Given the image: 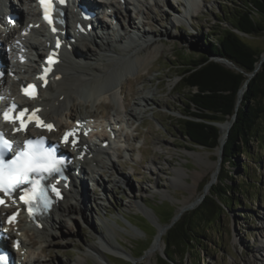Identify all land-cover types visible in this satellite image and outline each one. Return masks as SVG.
<instances>
[{
    "label": "rangeland",
    "instance_id": "1",
    "mask_svg": "<svg viewBox=\"0 0 264 264\" xmlns=\"http://www.w3.org/2000/svg\"><path fill=\"white\" fill-rule=\"evenodd\" d=\"M241 1L197 0L188 7L181 0H141L135 4L137 12L133 11L134 6L130 8L131 14L122 12L123 27L119 31L122 36L117 42L115 35L109 36L112 49L120 53L130 44L127 39L135 37L143 45V54L153 51V55L142 67L125 72L123 86L117 89V103L106 98L91 103L83 97L82 102L73 103L76 114L106 113L108 118L113 114L122 119L121 142L112 149L113 165L103 161L98 164V170L95 167L98 180L88 181L86 199L81 194L69 195L65 204L71 207H65L60 223L33 234L34 241L29 246L32 262L38 258L41 264H148L147 255L156 242L160 226H166L161 221L167 212L172 210L175 216L180 213V218L184 212L197 207L205 198L207 184L218 171L217 180L208 188L209 194L222 174L223 153L221 156L219 147L194 145L182 135L179 121L186 118L187 97L191 92L182 88L177 65L182 62L184 51L193 56L204 53L208 43L216 40L220 25H228L227 21L221 24L220 20H229ZM147 32L153 35L154 43L144 45L138 37H131L134 33L142 36ZM243 37L264 53V32ZM105 53H101L102 59L108 62ZM143 93L149 101L141 102ZM129 106L141 113L128 116L124 111ZM254 146L257 150L256 143ZM103 156L101 159L107 158ZM262 157L261 163L253 164L252 158L240 156L250 167L248 186L252 200L248 202V195L236 192L242 204L229 208L215 226L222 231L223 239H214L203 232L199 238L201 245L194 242L197 248L192 247L187 256L178 257L172 264H264ZM227 169L233 171L235 183L241 180V167L227 165ZM183 205L187 208L179 211ZM166 229L167 233L169 227ZM166 233L164 249L152 257L153 264H159L161 256L166 257L165 250L170 251L165 242ZM145 248L144 254L136 258Z\"/></svg>",
    "mask_w": 264,
    "mask_h": 264
},
{
    "label": "trees",
    "instance_id": "2",
    "mask_svg": "<svg viewBox=\"0 0 264 264\" xmlns=\"http://www.w3.org/2000/svg\"><path fill=\"white\" fill-rule=\"evenodd\" d=\"M237 5L229 20H220L221 24L227 21L228 25H220L216 40L208 43L207 50L197 56L184 51L182 62L177 65L182 88L191 92L187 97L186 118L179 121V129L189 142L215 149L220 146L222 136L217 123L231 120L236 112L237 118L223 147L222 174L218 182L197 207L184 212L169 227L165 242L170 251L165 250L166 257L158 258L159 264H172L178 257L187 256L192 247L197 248L193 246L194 242L201 245L199 238L203 232L214 239H223L222 231L215 226L229 208L242 204L241 198L235 196L236 192L248 195V202L252 200L248 186L250 167L240 156L252 158L253 164L263 160L264 61L250 79L241 104L237 106V103L239 91L248 78L246 73L253 72L261 58L262 50L249 44L243 36L264 32V0H242ZM224 60L233 62L234 66ZM227 165L241 167L245 178L241 174V180L235 183L233 171L227 169ZM166 215L161 221L165 225L171 223L175 212L169 210ZM146 249L135 257H141Z\"/></svg>",
    "mask_w": 264,
    "mask_h": 264
},
{
    "label": "bare ground",
    "instance_id": "3",
    "mask_svg": "<svg viewBox=\"0 0 264 264\" xmlns=\"http://www.w3.org/2000/svg\"><path fill=\"white\" fill-rule=\"evenodd\" d=\"M33 1L34 0H20V2L23 5H28V12H31L32 15H35V7L33 6ZM137 1V0H133ZM158 0H155L157 2ZM89 2V1H88ZM190 4L194 5L196 4L197 0H189L188 1ZM129 4V3H128ZM128 10V9H127ZM72 14L75 15L74 12H71ZM120 13L119 8L116 10V18H118V14ZM189 13V12H188ZM26 13H22V17H26ZM189 15V14H188ZM110 29L111 27L107 25ZM122 26L121 22H119V26L117 28L111 29V33L113 35L117 34V31L120 30V27ZM106 27V26H105ZM137 31L138 28L134 27ZM71 30L69 29V32ZM34 33L37 31L34 30ZM17 33V31H14V34ZM120 34V33H119ZM93 39L91 37L84 35L82 38L84 39V42H80L82 45L83 49H76L75 45L73 44V49L68 52V54L65 55V58L63 60V64L58 66L57 73L61 74L62 77L59 80H55L53 83L51 82V86L48 87L46 90H42L41 92V100H37V104H42L43 105V114L50 120L56 121L58 126L61 128L68 127L72 124H74L75 120H78L79 117H77L72 110V105L74 102L80 101V98H85L86 101H91L96 102L102 98H106L105 100L109 101H115L117 100V89L122 88V77L125 74V72H129L131 70L138 69L142 67L143 65L146 64V61L152 57L153 51H147L145 54H143L145 51L143 48V45H139V40H137L134 36L132 40L127 39L128 48H122V51L118 53V51H115L112 49V44L110 43L111 40H108L105 36H101L100 34H94ZM118 35V34H117ZM116 35V37H117ZM145 35V36H144ZM122 35H119L115 41L119 40ZM144 36V37H143ZM153 35L145 33L142 36H140L138 33H136V37L140 39L142 44L144 45H149L151 43L155 42V39L152 38ZM89 37V38H88ZM146 37V38H145ZM126 39V38H124ZM136 39V40H134ZM116 41V42H117ZM133 41V43H132ZM23 42L25 44V47H33L35 42L31 40V37L23 38ZM138 42V44H135ZM124 43V41H123ZM5 44H10V38H5ZM120 44V43H119ZM135 44V45H134ZM22 46L16 45L15 49H21ZM36 47V46H35ZM95 47L99 49V51L106 52V58L108 57V62L103 61L102 55L99 51L97 52L95 50ZM123 47V46H122ZM97 49V50H98ZM124 52L123 54H121ZM110 53V55H108ZM113 53V54H112ZM104 54V55H105ZM119 55L120 57H116V55ZM115 55V56H114ZM105 57V56H103ZM20 59V57H19ZM224 63L228 64L229 66H234L233 62L224 60ZM14 68H21V65H14ZM114 71L116 75L114 76ZM22 74V73H20ZM11 83V79L6 76L4 78V83L2 84L3 87L0 86V94H5L7 89L5 88L6 85H9ZM11 84H15L12 82ZM49 89V90H48ZM51 89V91H50ZM83 95V96H82ZM80 96V97H79ZM141 102L149 101L150 98L148 96L144 95L140 98ZM85 102V101H83ZM119 102V101H118ZM75 104V103H74ZM142 104V103H141ZM107 106V105H106ZM114 110L118 113V109ZM128 116H135L139 115L141 111L136 112V110L132 107H125V111ZM115 113V112H114ZM122 113V112H121ZM92 114V113H90ZM110 114V113H109ZM117 115V114H116ZM112 116V115H111ZM118 116V115H117ZM92 117V116H89ZM105 117H110L109 115ZM115 120L114 124L116 127H119L120 123L123 122L122 119L114 117ZM111 117V119H114ZM104 123V122H103ZM117 123V124H116ZM117 130V129H116ZM114 130V131H116ZM118 131V130H117ZM226 131V124H222V139L224 138ZM107 134L106 130L103 132H100L99 140L104 141L107 139H102L103 135ZM56 135V134H54ZM117 137V135H116ZM120 135H118V138L115 141H113V146L111 147H104L102 144L98 145L97 142H92L90 141V150L89 154H91L89 159H86L85 161H82V168L81 171L82 173L86 172H92L96 171L95 170V165L99 166L98 164L100 162H103L108 164V166L113 165L112 163V158H113V150L116 148L118 145V142H121L119 140ZM122 140V139H121ZM115 142V145H114ZM112 143V142H110ZM121 145V144H120ZM120 147V146H119ZM88 154V155H89ZM103 155H106V159H101ZM104 157V156H103ZM111 162V164H110ZM88 172V173H89ZM218 173V172H217ZM214 173V177H218V174ZM93 180V179H92ZM95 180H98L97 178ZM84 180H82L83 182ZM86 191V186L80 188H76L69 190L68 195H78L81 194L83 199H86L85 195ZM66 200L62 201L58 208L57 211L52 212L51 216L48 218L46 221V227L44 230H47V226H53L57 225L60 223V214L59 212H63L65 210V207H71L69 204L66 206ZM187 205H183L179 208V211L182 210V208L186 207ZM35 226H32L31 231L34 232H41L39 231ZM159 234L156 242L154 243L152 249L149 251L147 258H148V264H153L152 257L156 255L158 250L164 249V243H163V236L164 233H166V228L163 226H160L159 228ZM47 233V232H46ZM43 234H41L42 236ZM40 236V235H39ZM46 236V235H45ZM27 245V243L24 241L23 246ZM119 254H123L122 251L118 250ZM26 259V258H25ZM24 259V260H25ZM25 264H30V260L26 259ZM34 261V260H33ZM34 264L37 263H42L38 258L35 259Z\"/></svg>",
    "mask_w": 264,
    "mask_h": 264
},
{
    "label": "snow or ice",
    "instance_id": "4",
    "mask_svg": "<svg viewBox=\"0 0 264 264\" xmlns=\"http://www.w3.org/2000/svg\"><path fill=\"white\" fill-rule=\"evenodd\" d=\"M41 2L44 3V0H41ZM60 2L62 3L63 0H60ZM50 7V4L46 5V19H48L47 10ZM49 23H52L51 19H49ZM20 115L23 116V113ZM8 118L7 113H5V119ZM37 121L39 123L38 118ZM21 124L23 126V121H21ZM45 127L51 130L52 125H45ZM74 131L65 133L66 141L69 135H74ZM72 143H75V141L73 140ZM14 147V155L10 159H6V155L12 153ZM63 164L64 160L57 158L54 150L44 147L43 137L37 140H27L22 146H14L13 142L4 139L3 133H0V191L11 194L16 189H20L22 193L20 199L25 204L31 205L33 201H42L47 207L49 188L59 195V191L54 185L45 187L42 181L60 173ZM23 185H29V187L22 188ZM3 203L4 201L0 199V204ZM13 219L14 217H9V222ZM3 262L4 257L0 256V264H3Z\"/></svg>",
    "mask_w": 264,
    "mask_h": 264
},
{
    "label": "water",
    "instance_id": "5",
    "mask_svg": "<svg viewBox=\"0 0 264 264\" xmlns=\"http://www.w3.org/2000/svg\"><path fill=\"white\" fill-rule=\"evenodd\" d=\"M263 61H264V53L261 54L260 61L257 63V66H256V68L254 69V71H253V72L246 73L247 76H248V78H247V80L245 81L244 85L242 86V88H241L240 91H239L237 106H239V105L241 104V101H242V98H243V94H244V92L246 91V89L249 88V81H250V79H251L253 76H255V74L258 72V70L260 69L261 64H262ZM236 118H237V112L234 114V116L231 118V120H228V121L223 122V123L226 124V131H225V135H224V138H223V139H222V136H221V142H220V146H219L220 155L223 153V147H224L225 141H226V139H227V137H228V135H229L230 129H231V127H232V125H233V122H234V120H235ZM223 123H217V125L220 127L221 131H222V124H223ZM221 156H222V155H221ZM217 172H218V171H217ZM217 172H216V173H217ZM216 173H215V174H216ZM216 180H217V177H213V179L207 184V186H206V191H205V195H204V196L207 195L208 188H209V187H210V186H211ZM204 196H203V197H204ZM197 203H198V201H197V202H194V204H192V206H190V207H193V205H195V204H197ZM186 208H187V207H186ZM183 210H184V208L182 209V211H183ZM179 215H180V213H179ZM179 215H178V214H177V216L174 215V217H173L171 223H170V224H166V226H163V227L167 228V227L172 226V225L178 220ZM157 238H158V235H157ZM156 240H157V239H156Z\"/></svg>",
    "mask_w": 264,
    "mask_h": 264
}]
</instances>
